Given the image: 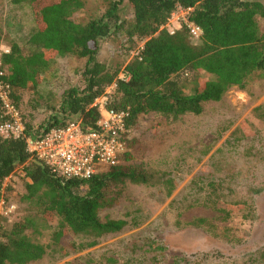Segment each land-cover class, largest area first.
I'll return each instance as SVG.
<instances>
[{
	"label": "trees",
	"instance_id": "obj_1",
	"mask_svg": "<svg viewBox=\"0 0 264 264\" xmlns=\"http://www.w3.org/2000/svg\"><path fill=\"white\" fill-rule=\"evenodd\" d=\"M124 2L133 12L129 21L118 14ZM15 3H26L36 24L25 47L15 43L0 54L20 112L24 95L39 92L53 63L71 57L85 62L79 83L62 93L47 121L39 126L25 122L21 139L0 136V200L6 179L24 165L23 202L43 219L59 220L50 245L29 236V231L39 234L33 217L14 222L0 235V264H33L51 248L68 256L70 250L83 252L121 232L126 221H105L101 213L124 201L128 187L172 192L174 182L166 174L135 163L144 146L132 133L151 115L171 123L202 115L207 103H219L231 89L245 90L255 77L264 78V33L258 21L264 20V0H101L103 15L85 22L78 18L84 9L81 0ZM180 8L192 10L187 19L202 29L199 43L186 25L173 35L165 28ZM118 35L143 45L125 67L128 80L119 78L120 69L99 59L104 42ZM182 75H193L191 91L180 82ZM110 88L107 108L128 113L129 150L121 165L101 169L89 180L65 178L28 153L27 138H41L53 128L80 122L85 132L96 131L102 116L95 104ZM6 120L0 101V124ZM220 212L227 215L224 209Z\"/></svg>",
	"mask_w": 264,
	"mask_h": 264
},
{
	"label": "rangeland",
	"instance_id": "obj_2",
	"mask_svg": "<svg viewBox=\"0 0 264 264\" xmlns=\"http://www.w3.org/2000/svg\"><path fill=\"white\" fill-rule=\"evenodd\" d=\"M81 1L80 21L103 15L101 0ZM118 14L128 21L133 17L127 2ZM185 16L172 17L168 25L175 28ZM258 21L264 33V20ZM35 28L26 3L0 0V54L15 43L25 47ZM140 44L114 36L104 42L99 59L123 73L142 49ZM84 66L75 57L53 63L39 92L23 97L24 123L39 126L47 121L62 93L79 83ZM192 79L179 78L187 91L193 89ZM132 135L144 146L135 163L166 174L174 182L172 192L165 187H128L124 201L101 213L105 221H126L121 232L83 252L70 250L68 256L51 248L33 264H264L263 77H255L245 90L231 89L219 103H207L202 115L174 123L157 115L144 117ZM24 177L23 165L4 183L0 235L14 222L33 217L39 234L29 231V236L50 245L59 220L43 219L23 202Z\"/></svg>",
	"mask_w": 264,
	"mask_h": 264
},
{
	"label": "built area",
	"instance_id": "obj_3",
	"mask_svg": "<svg viewBox=\"0 0 264 264\" xmlns=\"http://www.w3.org/2000/svg\"><path fill=\"white\" fill-rule=\"evenodd\" d=\"M191 11L180 8L172 17L180 13H186V16L177 21L175 28H170V24L165 28L173 35L186 25L192 39L199 43L203 32L200 27L189 23L187 18ZM6 75L0 59V101L4 117L7 118L0 124V136L21 139L26 136V127L13 101L12 88L5 80ZM119 78L128 80L125 72L121 73ZM109 94L107 92V96L97 100L95 104L102 116L96 131L85 132L80 122H73L66 128H53L41 138H27L28 153L50 166L54 173L65 178L89 180L101 169L121 165L123 156L129 150L126 139L128 113L108 109ZM4 205L2 197L0 208Z\"/></svg>",
	"mask_w": 264,
	"mask_h": 264
},
{
	"label": "crops",
	"instance_id": "obj_4",
	"mask_svg": "<svg viewBox=\"0 0 264 264\" xmlns=\"http://www.w3.org/2000/svg\"><path fill=\"white\" fill-rule=\"evenodd\" d=\"M6 51H10V49L6 50Z\"/></svg>",
	"mask_w": 264,
	"mask_h": 264
}]
</instances>
